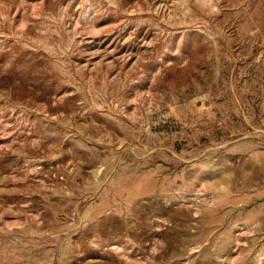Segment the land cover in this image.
Instances as JSON below:
<instances>
[{"label":"rangeland","instance_id":"obj_1","mask_svg":"<svg viewBox=\"0 0 264 264\" xmlns=\"http://www.w3.org/2000/svg\"><path fill=\"white\" fill-rule=\"evenodd\" d=\"M0 264H264V0H0Z\"/></svg>","mask_w":264,"mask_h":264}]
</instances>
